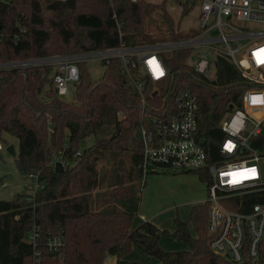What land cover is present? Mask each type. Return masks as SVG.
Instances as JSON below:
<instances>
[{"label": "trees", "instance_id": "trees-1", "mask_svg": "<svg viewBox=\"0 0 264 264\" xmlns=\"http://www.w3.org/2000/svg\"><path fill=\"white\" fill-rule=\"evenodd\" d=\"M168 1L0 0V63L102 51L122 44H154L157 38L145 30L144 19L149 11L160 9L173 31ZM174 2L182 8V16L191 12L182 0ZM197 34V29L173 31L172 38ZM190 55L183 49L163 53L173 75V93L187 89L197 96L201 135L211 138L210 152L215 154L213 142L222 136L220 119L229 104L240 106L243 94L255 84L225 57L217 59L214 80L194 77ZM104 66L103 76L90 81L85 63H79L75 102L56 93L52 65L0 70V141L8 146L5 134L19 140L17 169L38 175L41 186L33 196L21 193L13 200H0V264H105L108 256H114L116 264H148L129 260L134 248L156 258L158 264H252L212 252L208 201L192 206L187 220L175 217L172 232L151 221L133 228L140 201L123 188V182L128 177L131 187L142 179L138 168L143 155L141 101L120 59ZM253 144L264 150V126ZM123 157L129 165L125 171L119 168ZM105 159L111 160L112 167L101 172L98 164ZM104 172H117L120 178L112 179L107 198H93ZM145 185L146 181L141 188ZM263 201L264 192H259L234 197L226 206L247 212L253 203ZM33 231L37 233L34 244L28 240ZM161 236L183 242L188 249L165 250ZM50 237L61 238L57 250L49 249Z\"/></svg>", "mask_w": 264, "mask_h": 264}, {"label": "built area", "instance_id": "built-area-1", "mask_svg": "<svg viewBox=\"0 0 264 264\" xmlns=\"http://www.w3.org/2000/svg\"><path fill=\"white\" fill-rule=\"evenodd\" d=\"M182 1L198 10V34L192 38L134 47L122 44L102 51L10 62L0 64V70L36 66L41 62L53 65L56 93L64 97L71 95L70 88L80 81V62L100 61L107 65L113 58L120 59L126 78L141 101L139 134L143 155L138 168L142 183L149 174L160 171L204 178L206 201L210 204L212 252L236 263L250 260L252 264H264V201L253 203L247 212L226 206L234 197L264 192V150L253 144L264 126V30L247 29L253 24L264 25V0ZM244 39L254 42L240 45ZM234 42L236 48L231 45ZM177 49L191 51L188 64L194 77L214 80L217 59L225 57L255 84L243 94L240 106L229 104L220 119L222 136L213 142L215 154L210 152L211 138L201 135L197 96L187 89L172 91L173 75L163 53ZM4 148L0 141V150ZM28 176L35 179L31 186L34 193L41 187L38 175ZM36 237L33 231L28 240L34 244ZM60 244V237L48 239L51 251Z\"/></svg>", "mask_w": 264, "mask_h": 264}, {"label": "rangeland", "instance_id": "rangeland-1", "mask_svg": "<svg viewBox=\"0 0 264 264\" xmlns=\"http://www.w3.org/2000/svg\"><path fill=\"white\" fill-rule=\"evenodd\" d=\"M147 2L160 4L163 0H146ZM167 9L169 12V15L174 20V29L173 31L175 33L179 32H187L190 29L196 30L198 28V22H197V14L198 10L196 7H194L191 12L188 15L182 16L181 8L174 2V0H169L167 4ZM181 21V22H180ZM178 22H180V27H178ZM239 27H245V24H237ZM144 26L145 30L152 34L153 37L157 38L156 43L154 44H162L169 40H174L172 38V30L169 28V24L166 22L165 18L163 17V12L160 9L151 10L148 13H146V17L144 19ZM249 31H261L264 30V25L261 24H253L250 25L249 28H247ZM256 41H260L255 40ZM254 42L250 39H244L240 41V45H244L246 43ZM232 47L236 48L237 43L231 44ZM238 56H241V54H238ZM54 57H60V56H54ZM49 57V58H54ZM37 59H48L46 58H37ZM31 60V59H29ZM24 61V60H22ZM26 61V60H25ZM13 62V61H12ZM18 62V61H14ZM189 62H193V59H190ZM10 63V62H8ZM5 64V63H0ZM39 65H49V64H43L38 63ZM36 65V66H37ZM85 66L88 71L90 81H94L97 79H100L104 72H105V66L100 61H91V60H85ZM53 71H54V66ZM2 68V67H0ZM71 95L61 97L63 100L68 102H75V88L71 87ZM103 130V129H102ZM6 144L7 145H14L16 152H18L19 149V140L16 137H13L9 134H5ZM5 146V143H4ZM129 154H127L128 156ZM130 158V157H129ZM123 164L121 163L119 168L123 171L128 170L129 165L126 164V159L123 157ZM111 161V160H109ZM107 161V159L103 160L98 164V169L102 171H109L112 167V162ZM263 169V177H264V165L262 166ZM122 173V171H121ZM168 174H172L175 176L180 175H188L183 173H173V172H158V173H151L147 176L146 182L148 181L149 184V178L154 177V186L153 183L150 181L149 188L150 190L147 191V189H144L143 193L141 188L142 179L141 182H136L133 186L129 187V181L128 177L124 178V189H130V193L137 198V202L140 201L142 203V208L144 210H149L150 212H153L154 214H158L161 209H165L162 216L159 217L158 221L161 224V227H164L163 230H167L169 228L168 224L172 223L173 219L175 217H179L181 219L187 220L189 217V213L191 211L190 205H185L184 207L179 206L178 212L176 210H170V208H175V204H179L182 202V199L185 200L186 198H181L180 194L182 192L190 193L194 190V185L182 182V181H174L171 179H168L166 176ZM195 175V174H192ZM117 178V180L120 178L117 172H104L103 173V182L102 185H100L98 188L94 189L93 191V198H97V196L100 198H107L108 194L112 187H110V183L112 182V179ZM123 180V179H122ZM35 184V179H32L28 175L21 174L16 165V157L11 155L6 151V148L0 151V200L10 201L17 197L18 194L21 193H30L31 196L34 195L33 189L31 188L32 185ZM148 187V185H147ZM146 187V188H147ZM201 193L203 195L202 199H206V191L205 186L200 187ZM141 195H143V198L141 200ZM178 196L180 198H178ZM191 232L193 235H195V228L193 224L191 223ZM170 231V230H169ZM172 232V231H171ZM162 246L166 249H172V250H185L188 249V246L183 243L176 240H173L172 238H167L164 236L162 239ZM130 257L137 258L139 257L140 261H143L148 264H158L159 261L151 257L150 261L149 258L141 252L139 249L134 248L132 253L130 254ZM130 259V258H129ZM131 260V259H130Z\"/></svg>", "mask_w": 264, "mask_h": 264}, {"label": "crops", "instance_id": "crops-1", "mask_svg": "<svg viewBox=\"0 0 264 264\" xmlns=\"http://www.w3.org/2000/svg\"><path fill=\"white\" fill-rule=\"evenodd\" d=\"M166 177L168 179H171V180H174V181H177V182L178 181H182V182H186V184L187 183H190V184H193L194 185V190L192 192H190V193L182 192L180 194L181 198H186V199L185 200L182 199V202H180L177 205L175 204L174 206H176V207L175 208H172L173 207L172 206L170 208V210H176V212H178L179 206L184 207L185 205H190L192 207L194 205L201 204V203H204L206 201V199H207V187H206V184L203 181H201V179H199V177L197 175L188 174V175L175 176V174L174 175L168 174ZM149 180L153 183V187H155L156 184L154 186V182H155L154 181V177H151V179L149 178ZM150 181H149V184H150ZM149 184H148V181H147L146 182V185L144 186V188L142 190V193H143L144 189H147V191L150 190ZM147 185H148V187H147ZM201 185L202 186H205V191H206V199L205 200L202 199L203 195H202L201 189H200ZM142 198H143V195H141V200H142ZM178 198H180V197L178 196ZM141 204L142 203H140V212H139V214L133 220V228L139 226L144 221H151L160 230H163V228L165 226L164 227H161V224L159 223L158 219H159L160 216H162V214L166 210L165 209H161L159 211V213L156 215L153 212H150L149 210H144L142 208V205ZM168 226H169V228L167 230L174 231L175 227H174L173 221H172V223H169ZM163 238H164V236H161V239H160V245H161L162 248H163V246H162V239ZM163 249H165V250H172V249H166V248H163ZM129 258L131 260H139L140 259L139 257L133 258V257H130V256H129ZM148 260L150 261V258ZM105 264H116V258L114 256H108L106 258V260H105Z\"/></svg>", "mask_w": 264, "mask_h": 264}, {"label": "water", "instance_id": "water-1", "mask_svg": "<svg viewBox=\"0 0 264 264\" xmlns=\"http://www.w3.org/2000/svg\"><path fill=\"white\" fill-rule=\"evenodd\" d=\"M202 143L204 144L205 141H202ZM6 151H7L8 153H10L11 155H13L14 157L16 156V150H15L14 145H8V146L6 147Z\"/></svg>", "mask_w": 264, "mask_h": 264}]
</instances>
